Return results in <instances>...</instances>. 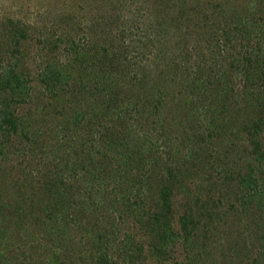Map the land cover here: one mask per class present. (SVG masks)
Returning a JSON list of instances; mask_svg holds the SVG:
<instances>
[{
    "label": "trees",
    "instance_id": "16d2710c",
    "mask_svg": "<svg viewBox=\"0 0 264 264\" xmlns=\"http://www.w3.org/2000/svg\"><path fill=\"white\" fill-rule=\"evenodd\" d=\"M166 2L169 24L159 18L153 28L176 34L166 61L159 40L139 70L113 47L59 38L66 53L35 75L18 71L14 58L0 69V159L22 138L31 151L46 148L61 170L34 184L30 165L17 177L0 164V222L17 228L33 218L47 227L54 249L45 264H60L58 250L80 224L82 198L71 179L108 198L107 207L117 204L113 218L122 226L116 239L115 225L87 223L88 250L71 264H264V0ZM9 33L18 45L27 39L23 29ZM32 83L49 103L37 107ZM215 143L229 151L208 154ZM178 195L186 201L181 213ZM230 217L242 229L224 231L216 254H205L209 232Z\"/></svg>",
    "mask_w": 264,
    "mask_h": 264
},
{
    "label": "rangeland",
    "instance_id": "374dc122",
    "mask_svg": "<svg viewBox=\"0 0 264 264\" xmlns=\"http://www.w3.org/2000/svg\"><path fill=\"white\" fill-rule=\"evenodd\" d=\"M167 14H170V8L166 0H0V69L8 60L14 58L18 59V71L35 75L40 65L54 59L60 55V52L66 53L62 44H58L60 38L63 44L74 40L81 45L92 42L106 48L113 47L122 57L132 60L133 67L140 70L142 65L151 64L156 47H159V41L164 50V54H160L163 61H166L174 50L177 42L175 33L171 34L163 30L164 32L157 34L153 31L159 18L165 19L166 24H169ZM19 29L27 33V39H22L18 45L13 43L9 32ZM56 43L59 52H56ZM182 48L184 47L180 46L177 52L180 53ZM31 85L32 99L39 100L37 107L49 103L48 94H42L37 84ZM26 103L29 105L31 99ZM25 107L26 105H23V108ZM51 111L53 112L54 109L51 108ZM52 119L57 120L55 112L51 114L49 121L52 122ZM36 123L39 124V130L45 132L44 121L37 119ZM171 130L173 137H176L179 129L173 126ZM96 139L93 138V141ZM25 142V139L16 138L13 148H7L9 153L0 159L4 172L18 177L23 173L20 167L30 165V169L34 168L36 172H34V184L37 179L41 183L55 173H60L61 170H58L54 157L46 154V148L40 146L31 151ZM181 143L186 146L184 152L189 153L191 145H188V140L182 139ZM219 146L215 143L208 147V154L217 156L221 150ZM195 150L192 148V151ZM226 151L229 150L220 152L224 154ZM211 176L219 177L214 170ZM24 177L27 178V175L25 174ZM65 178L68 177L65 175ZM199 180L202 191L205 189L207 191L208 183L203 177H199ZM71 181L75 188L74 192H78V197L82 198V206H78L79 213L76 215L78 216L76 220L80 221V224L69 230L71 238L66 242L65 249L58 250L61 257L60 264L74 263L78 253L87 252L90 241L89 232L85 233L87 223L88 225L93 223L95 227L107 226L113 231L111 228L115 225L113 213L118 208L117 204L107 207L108 198L92 192L90 186H84L85 184L82 186L81 182L78 183L75 179ZM12 192L14 193V188L9 190V194ZM185 203L182 196L175 197V210L181 213ZM223 207L228 208L227 205H221V208ZM90 212H94V216ZM243 217H246L245 221L248 218L245 215ZM33 220L32 218V220L20 221L18 227L24 225V229L15 228L12 220L4 219L0 222V227L6 228V232H2L5 236L0 239V264H6L8 260V264H45L52 257L50 251L54 249V243L52 246L50 243L54 241L53 237L47 236V227L40 228ZM235 220L237 219L227 218L224 220L227 226L222 225L216 230L213 229V233L209 232V246L205 254H216L213 243L224 239V231L225 234L235 235L237 229H242ZM80 226H83L81 230L78 229ZM115 226L117 228H114L113 236L122 239V234L118 230L121 227V231L122 226L118 228V223ZM247 242V246L252 248L250 242ZM208 260L209 258H206L205 263Z\"/></svg>",
    "mask_w": 264,
    "mask_h": 264
}]
</instances>
